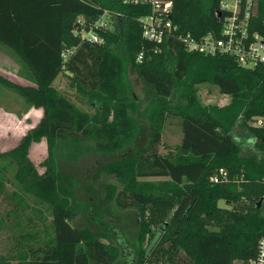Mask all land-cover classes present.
I'll use <instances>...</instances> for the list:
<instances>
[{"label":"trees","instance_id":"obj_1","mask_svg":"<svg viewBox=\"0 0 264 264\" xmlns=\"http://www.w3.org/2000/svg\"><path fill=\"white\" fill-rule=\"evenodd\" d=\"M221 1L173 0V21L185 33L219 36ZM256 2L252 30L264 34V0ZM100 8L122 15L113 28L100 31L104 43L82 42L74 34L80 15L93 20ZM149 12L146 4L123 0H0V50L19 60L29 84L2 74L0 83L43 108L19 143L0 151V159L18 167V190L9 196L5 216L0 214L1 226L13 220L10 230L20 231L13 233L8 253L0 254V264H117L123 257L129 264H244L256 255L264 234V128L250 122L264 115V64L245 68L231 56L187 51L177 39L156 53L138 21ZM67 49L74 52L65 59L61 53ZM141 51L145 57L138 62ZM61 73L95 112L83 110L53 84ZM203 84L231 101L204 103ZM138 112L147 117L149 140L105 166L123 186L112 197L110 190L98 196L103 208L111 199L118 211L136 214L137 244L122 238L124 227L114 216L93 227L75 224L82 205L62 183L52 150L57 142H90L103 154L124 153L142 134ZM169 117L181 119L177 147L163 142ZM238 127L258 152L241 154ZM42 139L50 148L40 162L44 172L29 156ZM214 174L221 178L217 183ZM3 187L0 178V194ZM29 199L40 205L31 206Z\"/></svg>","mask_w":264,"mask_h":264},{"label":"rangeland","instance_id":"obj_2","mask_svg":"<svg viewBox=\"0 0 264 264\" xmlns=\"http://www.w3.org/2000/svg\"><path fill=\"white\" fill-rule=\"evenodd\" d=\"M80 17L84 19L81 14ZM130 70V69H129ZM128 70L127 83L132 87L134 77L130 75ZM22 68L19 60L7 55L6 52L0 50V74L22 84H29V81L21 74ZM133 78V79H132ZM59 89L69 93L76 103L85 111L95 112V109L87 104L83 96L72 89L69 84V75L61 73L53 83ZM207 84L201 85L200 97L204 103L226 105L231 101L230 96L219 94L213 87L209 91ZM138 94L141 93L136 86ZM82 101L86 103H82ZM142 112L136 113L134 116L140 122L142 134L138 137L124 153L107 155L96 151L90 142L81 144H72L67 142H57L53 148V154L56 158L57 166L61 175L62 183L72 188L81 203L82 211L77 218L75 224L80 227L94 226V223L100 219L109 221L114 218L121 219V225L124 227L123 239L135 241L137 244L139 238L137 234H133L136 226V214L133 211H118L112 200L107 199L106 203L100 205L98 200L99 193L103 195L110 190L109 195L112 197L113 192L121 189L123 184L120 180L106 173V165L113 161L124 159L127 153H132L138 149H142L149 140L148 120ZM43 115L42 107H35L26 103L25 99L13 89H10L0 83V151H5L17 145L22 136L32 127H34ZM235 133L241 140V154H253L258 152L252 139L246 135L242 127L235 129ZM182 126L181 119L178 117H169L164 125L163 142L167 145L177 147L182 142ZM163 150H166L163 148ZM50 154L49 143L46 139L33 143L30 148V158L38 167L40 172H44L45 167L40 165ZM261 154V153H260ZM17 165L7 159H0V178L4 182L3 193L0 194V214L5 216L10 206L9 196L18 190L15 174ZM220 170L230 178L227 170ZM212 176V175H211ZM161 179V178H153ZM1 190V188H0ZM31 206H39L36 201L29 199ZM221 206H229L225 200L219 202ZM47 214V213H46ZM37 220H39L37 218ZM3 219L0 218V254H7L8 250L13 246V231L10 230L13 220H7L4 226ZM41 223V222H40ZM16 234L20 231L16 230ZM14 233V234H15ZM126 240V242H128ZM145 240L144 245H146ZM128 258H122L117 264H129ZM151 264V263H146ZM155 264V263H152Z\"/></svg>","mask_w":264,"mask_h":264},{"label":"built area","instance_id":"obj_3","mask_svg":"<svg viewBox=\"0 0 264 264\" xmlns=\"http://www.w3.org/2000/svg\"><path fill=\"white\" fill-rule=\"evenodd\" d=\"M124 4H146L150 12L138 17L142 28V35L148 41L154 42V52L162 50V44L170 39H177L184 48L190 52H199L209 56H231L245 68H254L264 64V34L252 30V17L256 12V0H222L220 12L223 23L220 35L206 33L195 36L185 33L173 21V0H123ZM122 13L100 8L93 20L79 18L80 27L74 34L82 42L104 43L105 37L100 33L107 28H113L116 18ZM74 49L62 51L61 56L68 58ZM145 51L137 55V61L144 60ZM250 124L254 127L264 128V115L256 116ZM225 180L228 177L225 175ZM212 182L221 180L219 174H214ZM244 264H264V234L257 242L256 255Z\"/></svg>","mask_w":264,"mask_h":264},{"label":"water","instance_id":"obj_4","mask_svg":"<svg viewBox=\"0 0 264 264\" xmlns=\"http://www.w3.org/2000/svg\"><path fill=\"white\" fill-rule=\"evenodd\" d=\"M219 15H221V12H219Z\"/></svg>","mask_w":264,"mask_h":264}]
</instances>
